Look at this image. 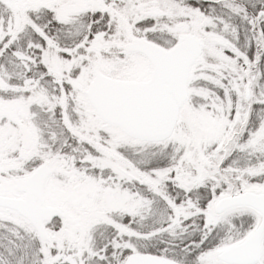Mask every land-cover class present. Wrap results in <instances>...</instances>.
<instances>
[{"label":"rangeland","instance_id":"obj_1","mask_svg":"<svg viewBox=\"0 0 264 264\" xmlns=\"http://www.w3.org/2000/svg\"><path fill=\"white\" fill-rule=\"evenodd\" d=\"M179 1L4 0L0 7V41L8 34L14 39L25 32V27L32 23L27 15L29 9H52L64 23L85 10H105L110 16L106 28L110 29L97 31L89 39L84 35L67 48L42 36L41 42L34 43L40 59L35 66L39 74L32 82L25 79L20 85L13 84L11 70L10 75L6 74L8 79L0 72V194L23 197L17 182L36 167L44 166L47 174L41 182L43 204L60 209L58 216L43 221L47 238L40 239L23 216L0 206V264H95L110 244L113 257L117 247L129 253L151 254L137 250L135 237H145L138 234V225L122 220L124 215L144 217L150 210V201L157 198L148 199L144 186L162 197L158 212L164 211L165 217H169V226L160 225L155 231L168 227L172 231L178 228L181 218L194 212L202 213L206 226L225 223L219 244L198 258L199 264H222L217 252L233 243V235L239 230L234 223V229L232 226L228 231L232 221L229 217L242 219L244 208L216 214L214 202L245 189L264 191V182H244V188L238 190L233 186L240 184L236 183L240 179L219 167L244 126L249 104L256 94L248 71L225 56L217 43L220 38H213L205 30L207 19L197 9L179 5ZM148 16L153 20L144 30L159 31L171 44H159L164 48L172 47L182 33H193L205 40L201 54L189 67L187 96L180 105L174 128L162 140V147L170 149L172 166L149 161L144 155L148 144L102 122L85 95L95 69L123 80L148 78V59L128 47L131 41L140 43L142 37L147 39L136 23ZM216 66L219 76L207 71ZM208 80L212 86L205 84ZM261 142L264 143V122L248 146ZM79 143L84 145L80 147ZM62 147L76 151V155L63 153ZM94 169L97 173H93ZM260 169H264V164ZM205 179L213 180L218 187L224 184L223 191L211 197L205 208L175 203L171 197L160 194L163 181L189 188ZM213 192L212 189L210 193ZM251 213L252 230L259 216L253 210ZM105 226V232L98 231ZM260 247L263 258L262 239Z\"/></svg>","mask_w":264,"mask_h":264},{"label":"trees","instance_id":"obj_2","mask_svg":"<svg viewBox=\"0 0 264 264\" xmlns=\"http://www.w3.org/2000/svg\"><path fill=\"white\" fill-rule=\"evenodd\" d=\"M105 1L108 3V0ZM179 2V5L197 9L199 14L207 19V23L204 25L205 30L209 35H213V38H220V42L217 43L218 46L222 47L221 51L225 56L233 59L234 63L243 70L248 71L256 94V97L249 104L244 126L238 131L219 167L227 170L232 177L240 179L236 181L240 184L233 186L238 190L244 188L242 185L244 182L250 184H252L251 182H264V169H260L261 165L264 164V143H251L248 146L264 122V0H180ZM3 5L4 0H0V7ZM27 15L32 23L25 27L23 34L18 33L14 39L10 38L11 36L8 34L0 41V72L4 77H7L6 74L10 75L9 71L11 70L13 73L10 82L18 85L25 79L32 82L34 77L39 74V69H35V66L40 59V53L34 43L41 42L42 36L50 38L59 47L61 46L60 48H67L80 41L84 35L89 39L97 31L110 29L106 28L110 16L105 10H85L84 13L80 12L73 15L68 21L69 23L59 20L53 10L49 8L29 9ZM152 20L153 18L148 16L136 24L139 29L144 30L145 27L150 26ZM4 25L3 27H5ZM143 36L158 44L171 46V44L166 43L164 36L157 30H144ZM18 53L19 56H17ZM217 68L218 66L212 69L208 68L207 71L212 75L219 76ZM211 82L208 80V82L205 81V84L212 86ZM55 113L57 116L58 113L56 111ZM56 122L58 125L60 124L58 121ZM68 140L74 143L72 137H69ZM79 144L80 147L84 145ZM145 144H148V147L144 149V155L149 161L172 166L173 159L169 157L170 149L168 147L163 148L162 141H145ZM66 147H62L63 153L75 154L76 151ZM157 157L159 160H156ZM94 171L97 170L94 169L93 173ZM221 185L218 187L213 180L205 179L200 185L183 188L167 180L160 184L159 189L162 191L160 194L171 197L175 203H189L192 208L194 206L205 208L211 197L216 196L224 189V184ZM212 189L214 192L211 194ZM143 193L149 195L148 199L152 197L160 199L159 203L153 202L157 199H152L149 205L150 210L144 213V217L135 216L131 218L124 215L122 219L125 223L138 225V234L145 235V237H135L138 251L163 255L184 264H199L200 254L219 244L218 238L224 230L225 223L212 227L206 226L202 213L194 212L185 218H181L178 228L172 231L168 229L169 227L160 230V232L155 231L160 225L169 226V217H165L164 211L158 212L162 208L161 196L154 194L153 190L145 188V186ZM251 212V209L244 207V210L241 211L243 213L242 219L233 217V215L229 217L232 221H230L228 231L232 230V226L234 229V223H236L235 229L239 227L237 234L233 235L236 237H233L232 242L240 240L251 230L253 223ZM138 219L140 220L139 223ZM106 228L107 226L98 231L105 232ZM262 241L264 246V232ZM1 243L3 242H0V250L3 248ZM112 250L111 244L109 247L106 245L103 258L97 260L95 264H118L130 252L117 247L113 257L111 255ZM256 264H264V256Z\"/></svg>","mask_w":264,"mask_h":264},{"label":"water","instance_id":"obj_3","mask_svg":"<svg viewBox=\"0 0 264 264\" xmlns=\"http://www.w3.org/2000/svg\"><path fill=\"white\" fill-rule=\"evenodd\" d=\"M12 1V0H7ZM205 40L193 33H182L170 48L141 38L131 41L148 59L151 70L144 81L113 78L93 70V77L85 90L89 105L104 123L116 127L130 138L142 141H162L172 132L179 108L187 96L186 79L190 65L202 52ZM247 94V93H246ZM47 170L38 166L17 182L23 197L0 194V206L14 210L33 227L40 239L47 234L43 221L58 216L60 209L43 204L41 182ZM245 207L258 216L257 225L243 238L226 245L217 252L222 264H256L260 260V241L264 232V191L245 189L219 197L213 212ZM122 264H184L156 254L131 252Z\"/></svg>","mask_w":264,"mask_h":264},{"label":"flooded vegetation","instance_id":"obj_4","mask_svg":"<svg viewBox=\"0 0 264 264\" xmlns=\"http://www.w3.org/2000/svg\"><path fill=\"white\" fill-rule=\"evenodd\" d=\"M151 70V69H150ZM150 73V72H149Z\"/></svg>","mask_w":264,"mask_h":264}]
</instances>
